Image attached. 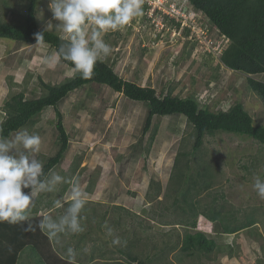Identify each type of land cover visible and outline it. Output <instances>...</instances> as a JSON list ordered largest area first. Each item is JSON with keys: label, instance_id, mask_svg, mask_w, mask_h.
Returning <instances> with one entry per match:
<instances>
[{"label": "rangeland", "instance_id": "obj_1", "mask_svg": "<svg viewBox=\"0 0 264 264\" xmlns=\"http://www.w3.org/2000/svg\"><path fill=\"white\" fill-rule=\"evenodd\" d=\"M178 1L158 0L151 5L161 11L164 9V13L186 26L187 20L176 7H181ZM174 2H178L175 4L178 10L173 6L172 11H169L167 8ZM182 2V5L188 6V0ZM49 3L50 0L39 1L37 16L40 27L55 31L70 40V34L58 29L60 22L53 18ZM21 4H25V0H10L12 10L8 11L7 20L15 19L16 16L11 11H20L23 7ZM143 15L134 18V22L131 21L127 26L109 30L101 35V39L110 46L111 51L99 57L102 60L107 59L122 79L159 91L163 88H173L174 95L182 98L195 95L199 101H206L211 110H227L233 103L240 102L257 124L264 125L262 102L248 89L246 76L222 65L218 66L219 53L211 52L214 54L213 60L202 53V50H213L214 41L210 39L209 34L203 37L189 34L188 39L193 38L191 41L194 42L191 43L177 29L175 32L174 23L170 24L166 17L156 15L155 20H146L147 23L142 25ZM15 21L20 19L16 18ZM202 21L206 23L205 19ZM157 25L163 28L158 41ZM94 28V25L85 26L90 44ZM186 31H183L184 34ZM211 32L212 39L218 38L217 31ZM11 49H16L13 42L0 39V122L4 118L3 106L10 96L22 91H25L27 98L41 94L38 76L53 84L62 83L74 76V70L63 65L56 53L46 46L22 45L17 48L9 63ZM49 57L55 58L51 64L47 62ZM11 76L12 82L7 79ZM255 78L264 81L262 75ZM58 108L64 114L70 147L66 158L45 183V189L38 191L30 207L37 197H42L44 202L52 199L56 206L43 209L42 214L56 222L58 217L67 215L65 204L71 201L72 186L62 197H59L58 190L71 177L70 181L78 183L86 194L85 206L93 207L96 212V220L93 223L85 222L82 231L72 233L65 229L55 237L54 249H66L64 254L61 252L62 256L68 255L67 250L71 248L75 252V263L130 264L129 259L121 256L114 247L113 240L119 238L117 236L121 235L122 230L114 232L112 218H116L117 214L113 213L112 206H132V210L138 214L132 219L136 228H139L138 231L144 228L153 237L151 240L143 238L138 242V250L143 251L144 258L150 254L153 246H157L158 250L163 249V239L167 242L165 250L158 251L159 256L153 258L155 261L151 264H264V198H261L253 187L255 176L259 175L264 179L263 146L251 139L225 133L205 138L202 159L210 164L214 184L205 192L204 202H208L210 206L214 203L217 207H224V210L234 212L242 220L256 219L258 222L250 231L254 230V233L257 232L260 236L254 234L255 237H251L246 231L236 235H223L217 223H208L201 217L198 230L205 232L220 245L233 246L237 257H230L226 252H215L210 255L211 259L199 254V258L189 257L181 251V240L189 230L182 225H164L163 221L169 216L156 219L155 217L158 218V214L164 211L161 207L168 203V199L163 192L158 200L163 201L159 204L157 200H152L153 191L148 189L154 180L166 190L171 182L177 154L179 151H192V130L186 119L178 116L155 117L153 124L159 126L158 135L147 153L145 147L153 130L145 137L142 135L147 109L145 104L132 102L107 87L92 86L91 90L83 88L72 93ZM55 124L53 109L46 110L33 129L27 131L40 136L39 151L31 152L21 144H15L10 154L29 155L39 161L43 160V155H55L58 149L55 144ZM15 135L16 133L8 140H14ZM76 161L80 164L77 173L73 174L71 166ZM191 166V173L196 176L195 162L191 163ZM56 175L61 176L62 180L56 182L53 179ZM91 177L95 178V183L92 193H88ZM142 209L148 210V213L144 214ZM105 213L106 218L100 219L99 216ZM150 216H154V219H150ZM108 228L112 229L111 235L108 234ZM119 240L122 241L121 238ZM122 244L121 242L117 246L122 248ZM101 253H105L104 259ZM93 257L95 261L89 262L88 259ZM36 262L29 257L20 260V264Z\"/></svg>", "mask_w": 264, "mask_h": 264}, {"label": "trees", "instance_id": "obj_2", "mask_svg": "<svg viewBox=\"0 0 264 264\" xmlns=\"http://www.w3.org/2000/svg\"><path fill=\"white\" fill-rule=\"evenodd\" d=\"M39 1L25 0V4H21L23 7L20 11L17 12L14 9L11 11L16 16L15 19H20V21H15V19L10 21L7 20L8 11L12 8L10 0H0V10H3L0 11V39L11 41L16 45V49H11L9 52L11 57L9 63L17 48L22 45L46 46L57 55L61 47L66 51L70 44L69 39L55 31L40 27L37 16ZM189 4L193 13H197L199 22L202 25H207L205 29L209 31V37L212 39L211 31L213 30L218 33V38H213L214 42H217L216 44L221 42L223 48L218 57V66L222 65L246 76L248 89L261 100L264 108V81L255 78L264 76V0H189ZM142 7L144 15L141 24L144 25L150 19L147 15V6L143 4ZM15 13L17 14L15 15ZM203 19L206 20V23L202 21ZM166 20L170 24L176 23L169 17H166ZM151 26L155 27L153 24ZM38 32L44 34L42 44H36L35 34ZM182 34L189 40V31ZM156 40L158 41V38ZM188 42L192 43L193 41L189 40ZM202 53L210 57L211 60L214 59L213 53L203 50ZM187 56L183 58V61ZM58 58L63 65L74 70V76L62 83L55 84L45 82L41 76H38L41 94L38 97L27 98L25 91H22L10 96L3 106L4 118L0 122V137L8 140L18 131L33 129L41 115L46 110L53 109L57 131L55 144L58 149L55 155L41 156L43 171L40 179L45 183L50 179L55 169L66 158L70 147V136L64 123V114L58 108L59 104L72 93L83 88L91 90L92 86H104L115 93L122 94L132 102L146 105L142 135L145 137L153 130L148 145L145 147L147 153L158 135L159 126L153 124L155 117H184L192 130V151H179L177 154L168 188L164 190L161 184L154 180L151 181L148 188L149 191H153L152 200H157L159 204H162L163 200H158L163 192L168 199V203L161 207L164 208V211L158 214V218L157 216L155 218L159 220L169 216L167 220L163 221L164 225L171 227L182 225L189 230L181 240V251L186 256L199 258V255H204L206 259H211L210 255L215 252H226L230 257H237V253L234 254L233 246L220 245L216 240L209 238L205 232L198 230L201 217L208 223H217L223 235H236L246 231L251 237L254 234L258 237L257 232L250 231L258 222L256 219L242 220L234 212L224 210V207H217L214 203H211L210 206L208 202H204L205 192L211 189L214 184L210 164L207 160L202 159L205 138L213 137L219 133L232 134L251 139L264 147V125L257 124L242 103L235 102L227 110L221 108L211 110L206 101H199L195 95L182 98L174 95L173 88H163L159 91L150 86L143 87L135 82L126 81L115 72L113 65L107 59L102 60L98 57L92 73L89 77L84 78L71 62L62 57ZM8 80L12 82L13 76ZM193 161L197 167L196 176L191 173ZM79 164V161L72 164L73 174L77 173ZM70 178L60 186L59 197H62L74 184ZM94 183L95 178L91 177L90 186L87 188L88 193H92ZM30 191L31 189H24L25 193ZM54 203L52 199L44 202L42 197H37L33 206L27 210V219L18 221L16 224L0 222V264H20L23 257L35 259L36 264H79L70 260L69 255L62 256L61 252L63 251L64 254L66 249L55 250L53 246L55 237H50L47 231L40 227V222L47 217L42 214V210L56 206ZM70 203L71 201L65 204L67 208ZM112 209L113 213L117 214L116 218H112L114 232L122 230L121 235L117 236L122 239V248L118 247V244H114L117 252L121 256L127 257L130 264L153 263L155 261L153 258L156 259L159 256L158 251L162 252L167 247L165 239H163L164 250H158L157 246H153L150 254L144 258L143 251L138 250V242L143 238L151 240L153 237L147 233L146 229L138 231L139 228H136L132 219H135L138 214L132 210V206L127 208L112 206ZM142 212L147 214L148 210L142 209ZM60 218L61 216L58 217L57 223ZM99 218L105 219L106 213L101 214ZM79 219L81 227H85V222L93 223L96 220V212L93 207L85 206L81 210ZM150 219H154V216H150ZM52 220L54 221L53 218ZM147 220L144 219V221ZM103 224L105 225V223ZM29 225L32 226V230L25 231L24 229H27ZM101 257L104 259L105 253H101ZM88 261L92 263L95 259L93 257Z\"/></svg>", "mask_w": 264, "mask_h": 264}, {"label": "clouds", "instance_id": "obj_3", "mask_svg": "<svg viewBox=\"0 0 264 264\" xmlns=\"http://www.w3.org/2000/svg\"><path fill=\"white\" fill-rule=\"evenodd\" d=\"M142 4L143 0H50L49 8L53 18L60 22L58 29L70 34L67 50L61 47L57 56L71 62L82 77H89L98 57L111 51L110 46L101 39V35L126 26L134 18L142 16ZM86 25L95 26L91 33V44L86 36ZM35 40L36 44H42L43 32L36 33ZM54 60L55 58L49 57L47 62L51 64ZM15 144H21L31 152H38L41 138L38 134H30L26 130L18 131L14 140L0 137V222L6 221L10 224L27 219V210L38 191L46 187L45 182L40 179L42 162L29 155L10 154ZM53 179L59 182L62 177L56 175ZM253 187L258 195L264 198V179L259 175L255 176ZM22 189L31 191L25 193ZM85 195L78 183H74L71 187V203L67 208V215L62 216L58 223L51 217H46L40 222L41 229L46 230L50 237H56L65 229L72 233L82 231L79 216L86 203ZM24 230L30 231L32 226L29 225ZM108 234H112L111 228H108ZM113 243L119 244V238L113 240ZM67 251L70 260L74 261V250L69 248Z\"/></svg>", "mask_w": 264, "mask_h": 264}, {"label": "built area", "instance_id": "obj_4", "mask_svg": "<svg viewBox=\"0 0 264 264\" xmlns=\"http://www.w3.org/2000/svg\"><path fill=\"white\" fill-rule=\"evenodd\" d=\"M158 0H143V4H145L146 6H147V15H148V17H149V19H151V20H155L154 19V16H159V17H171V16H168V14H166V13H164L163 11H165L164 9L161 11V10H159L157 7H153L152 8V5L151 4H154V3H156ZM183 0H179L178 2H179V5L181 6V7H178V6H176L175 4H177L178 2H174V3H172V5L171 6H169L167 9L169 10V11H172V7L174 6V9H176V10H178L177 8H179L181 11H182V17L185 19V20H187L186 21V26H184V25H182V23L181 22H176V20H175V24H174V27H175V32L178 30L181 34L182 33H184L183 31H185V30H187V31H189V34H191L192 35V33H194L195 34V36H197V37H203V36H206V35H208L209 34V31L208 30H206L205 28H207V25H202V23L201 22H199V17H198V15H197V13H193V9L192 8H190L191 6L188 4V6H185V5H182L183 4V2H182ZM177 8H176V7ZM151 11H154V13H151ZM170 19H173L174 20V18H170ZM177 24V25H176ZM179 25V26H178ZM157 26H159V25H157ZM162 27H160L159 26V30H157L158 31V35H156V38H159V37H161V35H160V33L162 32ZM177 29V30H176ZM183 30V31H182ZM160 35V36H159ZM181 36V35H180ZM200 39V38H199ZM211 39V38H210ZM191 40H193V38H191ZM212 41H214L213 39H211ZM201 41H202V39H201ZM206 41V40H205ZM218 41V40H217ZM219 42V41H218ZM217 42H214L213 43V45L214 46H212V48H213V50L212 51H210V52H214V53H219V54H221V52H222V46H221V42H219V44H216ZM200 44H202V43H200ZM204 45H205V43H203ZM220 49H221V51H220Z\"/></svg>", "mask_w": 264, "mask_h": 264}, {"label": "crops", "instance_id": "obj_5", "mask_svg": "<svg viewBox=\"0 0 264 264\" xmlns=\"http://www.w3.org/2000/svg\"><path fill=\"white\" fill-rule=\"evenodd\" d=\"M8 79V78H7Z\"/></svg>", "mask_w": 264, "mask_h": 264}]
</instances>
